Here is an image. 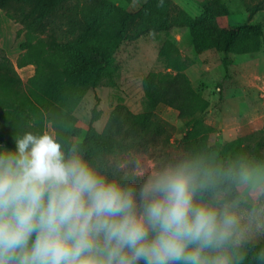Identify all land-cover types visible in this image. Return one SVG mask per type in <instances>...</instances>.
Segmentation results:
<instances>
[{
    "label": "clouds",
    "instance_id": "9594fccd",
    "mask_svg": "<svg viewBox=\"0 0 264 264\" xmlns=\"http://www.w3.org/2000/svg\"><path fill=\"white\" fill-rule=\"evenodd\" d=\"M14 143L0 146V264H243L264 235V162L112 163L47 130Z\"/></svg>",
    "mask_w": 264,
    "mask_h": 264
},
{
    "label": "trees",
    "instance_id": "16d2710c",
    "mask_svg": "<svg viewBox=\"0 0 264 264\" xmlns=\"http://www.w3.org/2000/svg\"><path fill=\"white\" fill-rule=\"evenodd\" d=\"M67 1L0 0L5 14L22 25L18 35L25 33L16 64L5 54L0 58V146L13 150L16 137L26 132L42 133L52 123L61 138L83 141L89 155L105 161L118 159L112 163L136 158L166 162L197 151L214 156L225 166L243 158L262 162L263 142L257 140L251 145L253 133L211 145V135L217 128L203 117L211 101L193 85L187 73L195 60L184 56L170 38L160 49L166 71H150L143 78L141 112L118 104L102 131L95 125L102 115L99 97L89 122L75 115L87 88L97 86L104 75L110 74L114 54L125 40L151 33L169 34L174 27L189 26L198 54L215 49L243 55L261 50L263 31L259 25L232 27L223 19L230 15V9L221 0H211L198 18L184 10L172 16L168 0H125L138 2L141 9L132 13L103 2L85 12L81 17L84 21L71 19L66 31L71 40L61 41L57 32L44 37L51 15ZM61 57L70 63L64 66ZM29 65L35 66V72L24 81L17 67ZM160 105L174 109L186 121L187 131L175 146L170 124L157 117ZM260 247L247 248L243 264H259L253 253Z\"/></svg>",
    "mask_w": 264,
    "mask_h": 264
},
{
    "label": "rangeland",
    "instance_id": "374dc122",
    "mask_svg": "<svg viewBox=\"0 0 264 264\" xmlns=\"http://www.w3.org/2000/svg\"><path fill=\"white\" fill-rule=\"evenodd\" d=\"M221 1L230 9V15L223 19L232 27L238 29L248 23L260 26L263 36L259 52L240 55L212 49L198 54L189 26L174 27L169 34L151 33L125 40L114 54L110 74L104 75L97 86L90 85L87 88L75 115L89 122L99 97L102 115L95 125L102 131L111 111L118 104L127 105L135 113L141 112L144 106L143 78L150 71H166L160 49L166 39L170 38L180 47L184 56L195 60L187 73L193 85L211 101V108L203 116L217 128L211 135V145L224 144L239 136L253 133L249 143L254 145L257 140L263 142L264 162V0ZM103 2H111L132 13L141 9L136 1L69 0L53 12L42 35L46 37L57 32L61 41L71 40L66 32L71 19L84 21L81 17H84L85 12L100 7ZM210 2L211 0H168L172 16L184 10L192 18L200 17ZM20 29L22 25L10 19L0 8V58L5 54L15 64L21 53V43L25 40V33L18 35ZM61 59L64 66L70 63L65 57ZM17 71L27 81L34 74L35 66L17 67ZM156 114L159 119L170 124L172 144L175 146L187 131L186 121L179 117L177 111L166 105H160ZM116 160L118 159L112 157L110 159L111 162ZM147 160L150 165L155 161L151 158ZM253 246L264 247V235L257 236L245 245L246 249Z\"/></svg>",
    "mask_w": 264,
    "mask_h": 264
},
{
    "label": "crops",
    "instance_id": "0c3cea01",
    "mask_svg": "<svg viewBox=\"0 0 264 264\" xmlns=\"http://www.w3.org/2000/svg\"><path fill=\"white\" fill-rule=\"evenodd\" d=\"M33 66V65H32ZM211 108V107H210ZM210 124V123H209ZM52 129V131H55L54 130V127H53V125H52V123H49L48 125H47V129Z\"/></svg>",
    "mask_w": 264,
    "mask_h": 264
}]
</instances>
